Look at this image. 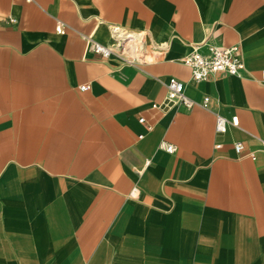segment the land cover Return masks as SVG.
I'll list each match as a JSON object with an SVG mask.
<instances>
[{"label": "crops", "instance_id": "obj_1", "mask_svg": "<svg viewBox=\"0 0 264 264\" xmlns=\"http://www.w3.org/2000/svg\"><path fill=\"white\" fill-rule=\"evenodd\" d=\"M114 26L136 62L91 50ZM204 42L245 70L193 80ZM263 70L264 0H0V264H264Z\"/></svg>", "mask_w": 264, "mask_h": 264}, {"label": "built area", "instance_id": "obj_2", "mask_svg": "<svg viewBox=\"0 0 264 264\" xmlns=\"http://www.w3.org/2000/svg\"><path fill=\"white\" fill-rule=\"evenodd\" d=\"M12 21L15 20L12 19ZM57 31L59 33H63L64 26L62 24L59 25ZM112 31V44L104 45L96 41H92L90 46L91 50L103 59L117 58L124 63L136 62L137 59H139L142 49L144 48L145 33L126 30L119 26H114ZM184 63L191 68L192 78L196 82L207 80L210 76L215 74L240 76L245 70V60L242 56L239 45L224 47L209 45L204 42L198 44L195 50L186 56ZM261 81L264 82V70L262 71ZM164 84L168 89L166 100L163 104L164 106L169 103H173L185 106L188 109H192L196 105H201L205 108L208 107V97L204 99L202 104H197V102L185 94L184 82L176 77H170ZM88 88L89 86L86 84L80 87L81 90H86ZM140 122L144 123L145 119L140 118ZM238 124L239 120L237 116H234L232 119L217 116L216 130L217 132H225L229 125L238 126ZM216 147L220 148L221 144H217ZM233 147L238 155H244L246 148L242 142H236ZM159 148L171 153L177 150L174 144L167 142H161ZM249 156L253 159L256 158L255 152H249Z\"/></svg>", "mask_w": 264, "mask_h": 264}, {"label": "bare ground", "instance_id": "obj_3", "mask_svg": "<svg viewBox=\"0 0 264 264\" xmlns=\"http://www.w3.org/2000/svg\"><path fill=\"white\" fill-rule=\"evenodd\" d=\"M134 195H136V193L134 192Z\"/></svg>", "mask_w": 264, "mask_h": 264}]
</instances>
